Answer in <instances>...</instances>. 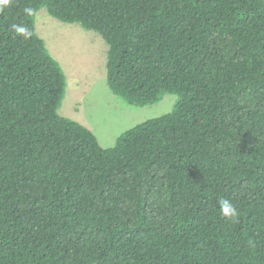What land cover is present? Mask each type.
<instances>
[{
	"label": "trees",
	"instance_id": "1",
	"mask_svg": "<svg viewBox=\"0 0 264 264\" xmlns=\"http://www.w3.org/2000/svg\"><path fill=\"white\" fill-rule=\"evenodd\" d=\"M41 8L106 42L113 95H175L170 112L110 148L60 116L66 79L36 33ZM0 264H264V0H13L0 13Z\"/></svg>",
	"mask_w": 264,
	"mask_h": 264
},
{
	"label": "rangeland",
	"instance_id": "2",
	"mask_svg": "<svg viewBox=\"0 0 264 264\" xmlns=\"http://www.w3.org/2000/svg\"><path fill=\"white\" fill-rule=\"evenodd\" d=\"M34 26L65 74V95L58 114L93 132L103 148L112 147L122 132L136 124L170 112L175 104L177 98L171 94L143 107L128 105L113 95L105 77L107 44L97 33L60 22L44 8L35 14Z\"/></svg>",
	"mask_w": 264,
	"mask_h": 264
},
{
	"label": "clouds",
	"instance_id": "3",
	"mask_svg": "<svg viewBox=\"0 0 264 264\" xmlns=\"http://www.w3.org/2000/svg\"><path fill=\"white\" fill-rule=\"evenodd\" d=\"M13 0H0V13H2L6 8H8L12 4ZM25 16H32L34 10L31 7H26L23 10ZM12 31L18 37H23L25 40L29 39L32 36V32L29 27L23 23H13ZM219 203V211L220 214L232 221H235L238 217L239 213L235 205L226 199H220Z\"/></svg>",
	"mask_w": 264,
	"mask_h": 264
}]
</instances>
